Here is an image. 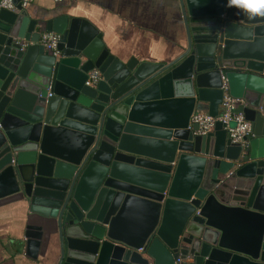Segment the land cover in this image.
Returning a JSON list of instances; mask_svg holds the SVG:
<instances>
[{"label": "water", "instance_id": "1", "mask_svg": "<svg viewBox=\"0 0 264 264\" xmlns=\"http://www.w3.org/2000/svg\"><path fill=\"white\" fill-rule=\"evenodd\" d=\"M173 1L186 43L167 65L122 61L82 19L0 10V207L26 210L28 257L44 244L54 264H264V19ZM223 80L245 150L220 122L190 123L219 115Z\"/></svg>", "mask_w": 264, "mask_h": 264}, {"label": "crops", "instance_id": "2", "mask_svg": "<svg viewBox=\"0 0 264 264\" xmlns=\"http://www.w3.org/2000/svg\"><path fill=\"white\" fill-rule=\"evenodd\" d=\"M24 10L35 20L67 15L88 21L102 34L110 54L122 61L167 65L183 53L186 43L180 8L173 0H33ZM181 109L172 106L169 111L177 115ZM27 220L19 203L0 207V264H54L50 245L42 244L34 258L26 255Z\"/></svg>", "mask_w": 264, "mask_h": 264}, {"label": "built area", "instance_id": "3", "mask_svg": "<svg viewBox=\"0 0 264 264\" xmlns=\"http://www.w3.org/2000/svg\"><path fill=\"white\" fill-rule=\"evenodd\" d=\"M54 3H62L66 0H52ZM33 0H20L19 4L22 9H27ZM13 11L15 9L14 0H1L0 10ZM59 36L54 33H44L41 35L39 43L46 49L55 52ZM100 79L97 70H93L87 74L86 85L89 86ZM223 97L221 103V111L216 118H212L205 112H194L191 115L190 123L198 125L197 134L206 135L211 132L216 122H220L224 126V130L229 134L231 142L239 145L243 150L247 147V139L252 135L251 125L244 119L242 113H238L237 109L241 103L240 99L230 96L228 86L225 80L222 83ZM242 117V119H241ZM242 124H247L248 128L243 132L239 131ZM198 213V212H197ZM179 262V261H177Z\"/></svg>", "mask_w": 264, "mask_h": 264}, {"label": "clouds", "instance_id": "4", "mask_svg": "<svg viewBox=\"0 0 264 264\" xmlns=\"http://www.w3.org/2000/svg\"><path fill=\"white\" fill-rule=\"evenodd\" d=\"M226 7L238 10L249 20L264 19V0H227ZM247 128V124H242L239 131Z\"/></svg>", "mask_w": 264, "mask_h": 264}]
</instances>
